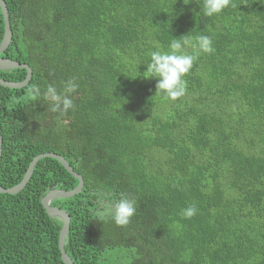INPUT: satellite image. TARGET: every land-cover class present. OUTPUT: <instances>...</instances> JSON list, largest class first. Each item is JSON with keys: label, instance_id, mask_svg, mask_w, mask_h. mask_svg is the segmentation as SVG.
<instances>
[{"label": "trees", "instance_id": "1", "mask_svg": "<svg viewBox=\"0 0 264 264\" xmlns=\"http://www.w3.org/2000/svg\"><path fill=\"white\" fill-rule=\"evenodd\" d=\"M5 1L13 37L0 55L33 75L22 88L0 84V185L18 184L40 153L67 159L84 188L51 203L71 215L72 261L264 264V0H232L212 17L203 0ZM4 34L0 6V43ZM199 35L214 51L199 54L185 95L171 100L145 72L150 52ZM0 77L23 81L27 69ZM69 79L74 108L53 112L42 93L50 84L62 92ZM32 85L36 100L25 98ZM78 183L43 157L21 191L0 192V264H65L63 222L42 198ZM122 195L135 213L117 226L97 213Z\"/></svg>", "mask_w": 264, "mask_h": 264}, {"label": "clouds", "instance_id": "2", "mask_svg": "<svg viewBox=\"0 0 264 264\" xmlns=\"http://www.w3.org/2000/svg\"><path fill=\"white\" fill-rule=\"evenodd\" d=\"M232 4V0H203L202 11L205 16L212 17L222 12ZM193 43L188 38L183 40L173 38L169 49L170 51L155 50L150 52V63L147 64L145 71L151 77L156 78V89L163 92L167 98L176 100L183 97L187 90V81L183 77L190 72L194 61L201 52L211 53L212 39L206 35H199L194 38ZM185 47H192L193 54L182 51ZM78 85L69 79L62 92H58L54 85H48L42 93L45 100L51 102V110L61 114L74 108L70 94L74 93ZM41 95V90L37 85H32L26 93V99L36 100ZM15 102V97L12 98ZM135 200L127 195H122L119 200L111 205H103L102 211H98L100 216H110L117 226H126L135 213ZM196 205L193 203L181 210L184 218H191L196 214Z\"/></svg>", "mask_w": 264, "mask_h": 264}, {"label": "water", "instance_id": "3", "mask_svg": "<svg viewBox=\"0 0 264 264\" xmlns=\"http://www.w3.org/2000/svg\"><path fill=\"white\" fill-rule=\"evenodd\" d=\"M0 6H1L2 12L4 14V19H5V34H4L3 40L0 43V54H1L10 45L12 37H13V31L11 27L10 13H9V9H8L6 1L0 0ZM12 68H26L27 69L26 79H24L23 81H13V80H7V79L0 77V84L6 87H10V88H22L23 86H26L30 82V79L33 75L32 68L27 63H22L19 60L8 58V57H3L0 55V69H12ZM2 144H3V137H2L1 126H0V164H1L2 150H3ZM43 157H53V158L58 159L71 174L78 177L79 179L78 185L74 187L73 189L53 188L49 190L46 193V195L42 198V203L46 211L48 212V214L54 217H58L63 222V225L60 231V237H59V245H60V250L62 253V259L65 262V264H75L65 249V241L70 231L71 215L66 209L60 206L52 205L51 203L52 200L55 198L74 196L80 193L84 188L83 176L74 170L73 166L67 161V159L64 156L58 153H55V152H44V153H40L36 155L30 162L29 167L23 179L18 184L12 187H3L2 185H0V192L15 194L21 191L29 182L33 174L35 165Z\"/></svg>", "mask_w": 264, "mask_h": 264}, {"label": "rangeland", "instance_id": "4", "mask_svg": "<svg viewBox=\"0 0 264 264\" xmlns=\"http://www.w3.org/2000/svg\"><path fill=\"white\" fill-rule=\"evenodd\" d=\"M125 263V260L121 259L119 261H116L114 263H110V264H124Z\"/></svg>", "mask_w": 264, "mask_h": 264}]
</instances>
